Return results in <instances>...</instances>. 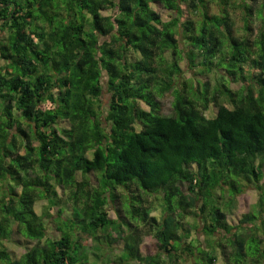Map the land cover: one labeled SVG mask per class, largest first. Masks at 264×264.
Instances as JSON below:
<instances>
[{
    "label": "clouds",
    "instance_id": "1",
    "mask_svg": "<svg viewBox=\"0 0 264 264\" xmlns=\"http://www.w3.org/2000/svg\"><path fill=\"white\" fill-rule=\"evenodd\" d=\"M0 97V264H264V0H0Z\"/></svg>",
    "mask_w": 264,
    "mask_h": 264
},
{
    "label": "trees",
    "instance_id": "2",
    "mask_svg": "<svg viewBox=\"0 0 264 264\" xmlns=\"http://www.w3.org/2000/svg\"><path fill=\"white\" fill-rule=\"evenodd\" d=\"M120 3H121V7L125 8L126 0H120ZM249 31H251V29H249ZM5 58L9 59L10 57H5ZM0 99L3 100V107L5 111H7L9 104H10V100L6 97H0ZM25 115L27 116V113H25ZM244 133L249 136H254L256 134L255 131L251 127L245 128ZM221 134L225 135L229 140H231L234 135L230 130L228 132H222ZM149 155H153V154L149 153ZM163 157L171 158V154L167 150H162L161 158ZM123 163L127 167L128 170L134 171L139 175H143L147 177H151L158 171L154 164L150 165L148 162L143 161V160H129L127 156L123 157Z\"/></svg>",
    "mask_w": 264,
    "mask_h": 264
}]
</instances>
